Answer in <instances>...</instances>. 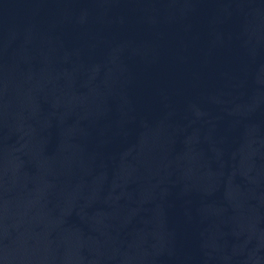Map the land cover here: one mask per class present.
Segmentation results:
<instances>
[{
    "label": "water",
    "instance_id": "obj_1",
    "mask_svg": "<svg viewBox=\"0 0 264 264\" xmlns=\"http://www.w3.org/2000/svg\"><path fill=\"white\" fill-rule=\"evenodd\" d=\"M0 264H264V0H0Z\"/></svg>",
    "mask_w": 264,
    "mask_h": 264
}]
</instances>
